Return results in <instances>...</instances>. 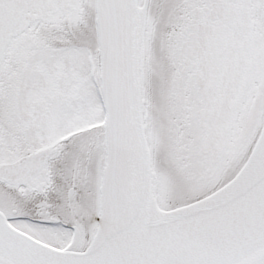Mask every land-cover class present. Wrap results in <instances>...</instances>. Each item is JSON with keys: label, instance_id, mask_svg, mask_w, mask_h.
Here are the masks:
<instances>
[{"label": "snow or ice", "instance_id": "6c2138e0", "mask_svg": "<svg viewBox=\"0 0 264 264\" xmlns=\"http://www.w3.org/2000/svg\"><path fill=\"white\" fill-rule=\"evenodd\" d=\"M0 264H264V0H0Z\"/></svg>", "mask_w": 264, "mask_h": 264}]
</instances>
